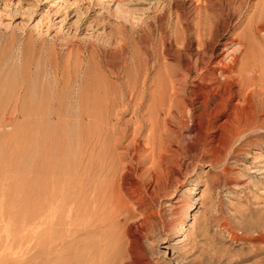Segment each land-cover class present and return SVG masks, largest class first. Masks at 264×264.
<instances>
[{"label": "rangeland", "instance_id": "obj_1", "mask_svg": "<svg viewBox=\"0 0 264 264\" xmlns=\"http://www.w3.org/2000/svg\"><path fill=\"white\" fill-rule=\"evenodd\" d=\"M201 10L257 70L214 150L190 148L195 60L165 110ZM263 92L264 0H0V264H264Z\"/></svg>", "mask_w": 264, "mask_h": 264}, {"label": "bare ground", "instance_id": "obj_2", "mask_svg": "<svg viewBox=\"0 0 264 264\" xmlns=\"http://www.w3.org/2000/svg\"><path fill=\"white\" fill-rule=\"evenodd\" d=\"M199 12V16L197 17L199 21L195 28H193L195 36L187 34L182 45L183 47L179 51L174 50L179 46L177 45V38L176 42H171L166 49V52L174 51L175 55L178 56L184 74L177 82L173 81L171 89L167 93L169 104L165 110H167V116L175 113L174 102L178 103L181 99L183 83L189 80L193 74V60H195L199 65L200 72L198 73V77L200 81L198 78L197 83L194 84L191 91L189 90L190 100L186 101L187 106L196 112L195 117H192L197 121L192 128L194 136L190 148L193 150L198 149L204 141H208L214 150L217 149L214 144L220 143L223 139L222 133L218 134L217 130H221L224 127L223 125L228 126L238 120L242 121L243 118L254 112V99L258 90L253 84L255 75L249 74V70H252V72H256L257 70H253L249 66V50L246 45V40L248 39H245L246 36L244 37L246 28L237 36L229 38L226 34L232 22L230 15L227 19L225 18L226 21H211V24L204 21L200 16L202 10ZM232 43H238L240 46L239 52H244L241 62L238 61L239 56L237 51L223 54L222 48ZM226 56L229 58L228 62V59L226 60L225 58ZM238 64L240 66L236 69ZM243 103L245 105L241 106ZM197 111L199 112L197 113ZM208 133H210V136L206 137ZM133 238L134 243L142 244L140 234H136ZM144 255L142 261L135 257L133 263L152 264L148 257H146L147 254Z\"/></svg>", "mask_w": 264, "mask_h": 264}]
</instances>
